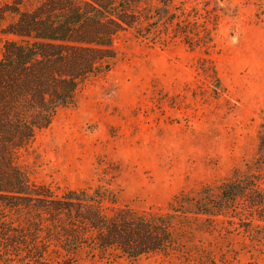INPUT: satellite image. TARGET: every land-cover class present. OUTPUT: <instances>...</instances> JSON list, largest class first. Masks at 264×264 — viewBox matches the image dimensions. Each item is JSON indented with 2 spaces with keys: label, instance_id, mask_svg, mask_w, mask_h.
<instances>
[{
  "label": "rangeland",
  "instance_id": "obj_1",
  "mask_svg": "<svg viewBox=\"0 0 264 264\" xmlns=\"http://www.w3.org/2000/svg\"><path fill=\"white\" fill-rule=\"evenodd\" d=\"M165 8L144 37L131 31L115 40V57L81 82L72 102L21 151L37 187L62 195L108 185L119 204L151 211L181 191L257 169L264 154V0H167ZM4 24L0 50L14 38ZM260 215L239 219L264 224ZM238 235L216 243V264H264V251ZM79 261L200 264L161 252Z\"/></svg>",
  "mask_w": 264,
  "mask_h": 264
},
{
  "label": "trees",
  "instance_id": "obj_2",
  "mask_svg": "<svg viewBox=\"0 0 264 264\" xmlns=\"http://www.w3.org/2000/svg\"><path fill=\"white\" fill-rule=\"evenodd\" d=\"M24 2L0 3L2 32L14 36L0 50V264H79L82 255L135 260L159 252L216 264V245L228 238L235 242L240 232L264 251V224L239 219L256 210L263 218L264 154L255 171L181 191L163 210L119 204L108 185L56 195L32 183L20 156L34 133L72 102L98 66L115 57V40L131 31L142 38L154 28L167 0H36L30 7ZM7 15L13 18L6 21Z\"/></svg>",
  "mask_w": 264,
  "mask_h": 264
}]
</instances>
